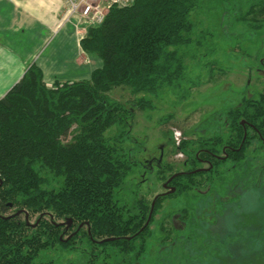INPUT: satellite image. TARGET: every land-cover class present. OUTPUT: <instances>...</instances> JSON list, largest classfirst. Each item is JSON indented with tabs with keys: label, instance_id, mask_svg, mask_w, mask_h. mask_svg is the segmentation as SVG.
<instances>
[{
	"label": "trees",
	"instance_id": "1",
	"mask_svg": "<svg viewBox=\"0 0 264 264\" xmlns=\"http://www.w3.org/2000/svg\"><path fill=\"white\" fill-rule=\"evenodd\" d=\"M223 2L233 28L264 27V0ZM202 7L203 0H135L113 7L81 40L82 49L102 62L91 79L57 80L49 87L33 64L0 99V264H199L204 255L199 250L192 260L186 240L181 244L179 238L170 241L172 232H154L163 195L156 197L151 215L153 203L141 191L144 179L135 178L140 170H152L132 136L133 112L108 93L122 87L142 94L135 99L139 109L153 108L154 98L167 92L188 96L186 60L208 35L193 18ZM223 116L225 132L180 147L189 171L201 167L199 159L212 168L178 172L171 181L177 193H200L206 179L207 186L217 188L209 203L192 205L196 233L210 224L207 217L223 212L232 194L233 201L240 199L235 191L242 187L241 175L253 173V182L264 186V158L256 159L263 162L254 169L250 155L255 148L264 150V92L244 97ZM243 121L254 126L246 139ZM228 162L235 164L229 176L222 170ZM158 171L163 179L165 170ZM26 212L37 220L43 215L36 227L31 224L37 220L27 223ZM69 219L73 224L66 230L61 223Z\"/></svg>",
	"mask_w": 264,
	"mask_h": 264
},
{
	"label": "rangeland",
	"instance_id": "2",
	"mask_svg": "<svg viewBox=\"0 0 264 264\" xmlns=\"http://www.w3.org/2000/svg\"><path fill=\"white\" fill-rule=\"evenodd\" d=\"M229 13L223 0H203L202 9L193 14L208 35L203 47L192 48L186 60L188 96L184 91L167 92L154 98L153 108L139 109L134 106L135 99L142 94L134 96L128 88L120 87L108 95L133 112L132 136L141 145L140 159L147 161L152 170H140L135 176L137 180L144 179L141 191L146 201L151 205L158 195H163L152 224L154 232H172L170 241L179 238L181 244L186 240V253L192 260L196 261L199 250L204 255L197 260L199 264H264V186L253 182V173L241 175L242 187L235 191L241 192L240 199L233 201L232 194L223 212L207 217L210 224L197 233L192 225L193 209L199 202L209 203L214 194L217 196V188L207 186L206 179L207 187L203 184L200 193L176 190L172 197L166 195L171 190L165 187L170 176L186 170L188 157L180 147L190 148L195 140L225 132L223 113L239 106L244 97L264 92V68L260 65L264 59V27L256 32L241 25L233 28L235 22ZM256 15L263 18L260 12ZM113 132L114 129L108 134ZM178 133L179 141L175 139ZM256 149L250 154L254 169L263 162L256 159L264 158V150ZM159 167L165 170L163 179ZM201 167L209 171L208 164ZM234 167L228 162L222 170L228 174ZM208 176L211 177L205 178ZM194 197L204 200L196 201ZM36 220L37 216L30 218L31 223Z\"/></svg>",
	"mask_w": 264,
	"mask_h": 264
},
{
	"label": "crops",
	"instance_id": "3",
	"mask_svg": "<svg viewBox=\"0 0 264 264\" xmlns=\"http://www.w3.org/2000/svg\"><path fill=\"white\" fill-rule=\"evenodd\" d=\"M64 0H0V97L36 64L55 81L91 79L102 62L87 54L71 24L62 22Z\"/></svg>",
	"mask_w": 264,
	"mask_h": 264
},
{
	"label": "built area",
	"instance_id": "4",
	"mask_svg": "<svg viewBox=\"0 0 264 264\" xmlns=\"http://www.w3.org/2000/svg\"><path fill=\"white\" fill-rule=\"evenodd\" d=\"M135 0H64L62 22L75 27L77 35L82 40L87 36L89 28L104 23L113 7H127ZM178 133L175 139L179 141ZM180 142H178L179 144Z\"/></svg>",
	"mask_w": 264,
	"mask_h": 264
},
{
	"label": "water",
	"instance_id": "5",
	"mask_svg": "<svg viewBox=\"0 0 264 264\" xmlns=\"http://www.w3.org/2000/svg\"><path fill=\"white\" fill-rule=\"evenodd\" d=\"M243 124H244V122H243ZM180 174H182V173H180ZM180 174H175L173 177H171V178L167 181V183L165 184V187H169L168 184H169L171 181H173V179L176 178L177 176H179ZM170 189H171V190H170L168 193H166V195H171V194L175 193V191H176L175 188H170ZM156 200H157V198L154 200V202H153V204H152L151 215H152V213H153V211H154V207H155V204H156ZM21 213H22V211H19V212H17V215H19V214H21ZM151 215H150V217H149V219H148L146 225L149 224V222H150V220H151ZM42 217H43V215L40 216V218L37 220V223H36V224H31V223H30V215L26 212V221H27L28 224H31L33 227H36V226H37V224L40 222V220H41ZM55 224L58 225V223H56V222H55ZM61 224H66V230H69V228H70V227L72 226V224H73V221H72L71 219H69L68 221H66V222H64V223H61ZM83 225H84V224H81L80 227H82ZM65 234H66V233L64 232V234L61 236V239H62V240H63V236H64ZM74 234H75V233H74ZM74 234H73V235H74ZM73 235H72V236H73ZM72 236H70L69 238H71Z\"/></svg>",
	"mask_w": 264,
	"mask_h": 264
},
{
	"label": "flooded vegetation",
	"instance_id": "6",
	"mask_svg": "<svg viewBox=\"0 0 264 264\" xmlns=\"http://www.w3.org/2000/svg\"><path fill=\"white\" fill-rule=\"evenodd\" d=\"M261 68L263 67L264 68V59L262 60V62H261ZM249 97V96H248ZM250 97H254V96H250ZM249 97V98H250ZM243 122H244V124H243ZM242 122V125L244 126V129H245V139H246V137L248 136V127H250L251 129L254 127L252 124H250V123H247L246 124V122L245 121H243ZM262 137V136H261ZM245 139H244V141H245ZM226 153V152H225ZM220 157V156H219ZM227 158L228 157V154L226 155V156H224L223 158L221 157L220 159H224V158ZM161 160L162 159H160L159 161L161 162ZM199 161H200V164L201 165H204V164H208V165H210V169L212 168V165L210 164V161H208V160H202V159H199ZM189 163V159L187 158V160H186V170L185 171H183V172H181L182 174H197L198 172H201V171H204V169L203 168H199V169H197V170H195V171H189L188 169L190 168V165L188 164ZM209 169V170H210ZM172 182H170L169 184H168V186L169 187H167L168 189H170V188H175V187H172L173 185L171 184ZM176 189V188H175Z\"/></svg>",
	"mask_w": 264,
	"mask_h": 264
}]
</instances>
